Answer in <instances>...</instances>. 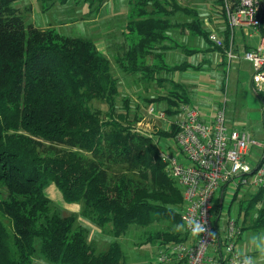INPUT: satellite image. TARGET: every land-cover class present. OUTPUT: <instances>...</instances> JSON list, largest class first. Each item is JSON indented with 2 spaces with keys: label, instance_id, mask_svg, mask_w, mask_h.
<instances>
[{
  "label": "trees",
  "instance_id": "16d2710c",
  "mask_svg": "<svg viewBox=\"0 0 264 264\" xmlns=\"http://www.w3.org/2000/svg\"><path fill=\"white\" fill-rule=\"evenodd\" d=\"M18 1L0 0V264H32L36 254L48 264H126L116 241L95 252L84 221L98 229L111 225L115 239L133 226L148 229V239L162 245L186 242L181 191L159 156L177 133L179 107L191 105L188 88L168 81L163 71H182L186 64L168 68L164 61L156 62V51L167 49L163 43L170 41L175 28L187 29L224 56L230 44L227 24L224 47L218 48L209 41L211 31L203 28L197 10L176 0H136L126 31L132 43L115 64L127 75L141 74L147 85L167 86L145 102L164 103L168 119H174L149 137L133 130L139 106L132 108L128 96L120 97L111 63L94 41L26 24L14 7ZM103 1L90 0L89 13ZM214 3L222 8V0ZM174 15L185 20L171 24ZM232 45L236 51L234 39ZM223 56L222 65L227 61ZM149 57L153 62L146 64ZM256 96L264 110V93ZM262 121L264 125V115ZM48 184L65 203L83 205L78 217L52 210L43 192ZM263 193L258 189L249 200ZM219 202L215 219L220 221ZM243 210L239 204L238 219L244 215L246 221ZM236 223L240 227L239 220ZM250 223V229L240 227L242 233L264 231V212Z\"/></svg>",
  "mask_w": 264,
  "mask_h": 264
},
{
  "label": "built area",
  "instance_id": "2783aa9c",
  "mask_svg": "<svg viewBox=\"0 0 264 264\" xmlns=\"http://www.w3.org/2000/svg\"><path fill=\"white\" fill-rule=\"evenodd\" d=\"M263 2L222 0L230 40L224 56L227 62L241 58L251 63L255 94L264 93ZM236 29L243 37H260L258 45L244 50L241 56L232 45ZM209 41L215 47H224L223 37L215 32L210 33ZM178 112L181 118L176 122L177 133L169 143L175 149L162 146L159 156L181 191L180 221L187 241L162 245L156 263L258 264L237 248L243 233L236 220L227 218L223 224L215 219V213L218 200L222 210L228 187L233 193L247 187L264 189V142L258 143L245 129L228 128L224 109L209 118H203L192 105H181ZM256 146L262 151L256 153L257 164H252L247 157Z\"/></svg>",
  "mask_w": 264,
  "mask_h": 264
},
{
  "label": "rangeland",
  "instance_id": "374dc122",
  "mask_svg": "<svg viewBox=\"0 0 264 264\" xmlns=\"http://www.w3.org/2000/svg\"><path fill=\"white\" fill-rule=\"evenodd\" d=\"M176 1L179 4L187 7L201 6L204 10L202 12L203 16L205 15V12L208 11L207 6L212 5L213 3V0ZM51 4L52 0H47L46 4H44L42 1L37 2V0H19L14 4V7H16L17 12L25 18L26 24H31L38 28L42 25H49L55 27L56 30L63 36L81 37L96 40L97 33L100 35L103 33L111 32L109 34L110 37H114L115 35L117 36L119 34L120 27L118 26L111 27V29L107 28L104 30L97 31L96 29L91 28L95 26L94 24H89L79 20L81 17L82 19H91V16H93L94 14L89 13L88 4L83 5L82 0L78 1L77 3H75V0H67L61 6L57 4L54 7H52ZM41 6L49 8L42 12ZM109 11L111 16L118 17L120 15L119 13L122 12V5H118L113 0L108 1V3L105 5V7H103L102 11L100 12V14H102L101 16H103V18L99 22L100 25H107V23L109 22V16L105 18V14L109 13ZM119 18L120 17H118V19ZM180 18V16H177L176 18L172 19V21ZM67 22L70 23L68 25H65L64 23ZM235 34V43L244 40L247 45L256 47L260 40V37L255 35L243 37L237 29L235 30ZM188 46L192 47L191 44H189ZM98 51L102 55L106 56L104 52H101L99 49ZM116 57L117 56L114 55L112 58L115 60ZM108 59L111 62L112 74L116 76L114 65L112 64L113 60H111L110 58ZM171 61L178 62V60ZM231 62L232 63H230L229 66L230 69L227 66L225 67L227 71L225 83H227L228 86L226 87L225 92L213 91L212 93L206 95V100L208 99L209 105H206V108L204 109H201L200 107H198V109L200 111H206L209 116L212 115V113L214 112L216 113L218 110L224 109L225 123L227 127L236 129H246L250 133H252L256 141L261 144L264 142V125L262 121L263 110L261 109L262 104L260 100L252 90V66L249 63H243L239 72H237L234 70V60H232ZM227 68L229 70H227ZM118 81H120L122 88L124 86V83L122 82L121 78L118 77ZM124 88L126 89V87ZM95 104L97 106L98 103L95 102ZM166 146H169L171 149H175V147L169 144L168 142L165 144L164 147ZM61 149H65V147H57V150ZM261 151L262 148L258 146L254 147L250 155L247 157V160H250L252 164H257L258 158L256 156V153H259ZM257 190L258 189L255 187L242 188L239 191V194L237 195L236 201L232 203L233 191L231 187H228L222 203V210L219 213L220 222L224 224L226 223L227 218H232L234 220H239L240 227L245 226L248 228V226L251 225L250 220L253 217L257 216L260 212H264V193L257 199H254V201L249 200L251 198L250 195L256 194ZM43 192L45 196L51 201L52 210L60 214L61 216L65 217L69 215H76L78 217V214L81 213L80 211L83 205L65 203L60 193L53 185H46L44 187ZM239 204L242 205V211H244L243 208L247 209L246 221H244V215L239 216L238 219ZM83 223L90 230V239H94L93 231L95 230L94 228L97 227L87 221H84ZM78 224H81L80 218L77 222V225ZM178 229L181 230L177 227L176 231H178ZM111 231V225H106L104 226V228L98 229L97 235H95V239L91 241L93 243V247L96 253L105 251L110 243L116 241L121 246L126 264H157L154 251L150 243L146 242V236L144 235V232L148 231V229L146 230L132 226L126 231L124 235H122L118 239H115L112 236ZM240 245L241 247L250 249L252 251L251 258L256 263L264 264V231L260 230L258 232H254L252 230H245L241 236ZM37 247L38 244H36V248ZM238 247L239 246H237V248ZM32 264L48 263L39 254H36L32 258Z\"/></svg>",
  "mask_w": 264,
  "mask_h": 264
},
{
  "label": "crops",
  "instance_id": "0c3cea01",
  "mask_svg": "<svg viewBox=\"0 0 264 264\" xmlns=\"http://www.w3.org/2000/svg\"><path fill=\"white\" fill-rule=\"evenodd\" d=\"M66 1L67 0H61V1L52 0L51 6L54 7L57 4L61 6ZM78 1L80 0H75V3H77ZM82 1H83V5H85L88 4L90 0H82ZM108 1L110 0H104L101 6L97 7L95 5L91 7V13H94L93 16H91V19H82L81 17L79 20L89 24H94L95 26L91 28H94L97 31L104 30L107 28L111 29V27H117V26L120 27V31L119 34L117 32L118 34L117 36L115 35L114 37H110L109 34L111 32L103 33L100 35L97 33L96 40L93 41L97 49H99L101 52H104L106 54L107 57L106 56L105 57L107 59L110 58L111 60H113L112 64L114 65L116 77L118 75V77L121 78L122 82L124 83V86L121 88L120 81H118V87L121 96H128L130 98L131 101L130 105L132 108H134L135 106H139L140 119L134 126L133 130L145 136H149V137L155 136L154 133L156 131L167 129L172 122L171 120H173L174 118L168 119L165 113L164 103L162 102L147 103L145 102V99L147 98L152 99L158 95H161L162 93L165 92L167 86L166 88H164V87H158L155 84L147 85L146 83H144L145 81L144 79H142L141 74L136 76L127 75L125 73H122L116 67L115 60L112 57L114 55L117 56L116 58L122 57L129 50V47L132 43L131 41L132 35L128 34L126 31L128 28L127 27L128 19L130 15H132V13L134 12V6H136L135 5L136 0H113L118 5H122V12L119 13L120 15L118 16L120 18L118 19L117 16H111L109 11V13L105 14V18L109 16L108 17L109 22L107 23V25H100L99 22L103 18L100 12L102 11L103 7H105V5L108 3ZM37 2H40V0H37ZM181 6L187 7L184 5ZM207 7H208V11L205 12V15L203 16L202 12L204 10L201 6L198 7L188 6V8L195 9L198 11L200 20L202 22V26L205 30L215 32L218 36L222 37L227 24L224 15L221 11L222 8L218 7L214 3V0L212 5H208ZM146 9L147 11H150L149 7H146ZM41 10H42V6H41ZM177 16L180 15H174L171 17V22H170L171 24L181 23L183 20H185L184 18L181 17L180 19H176L172 21V19L176 18ZM69 23L70 22L64 24L68 25ZM48 27L54 28L56 30L55 27L49 25H42L39 28L46 29ZM171 34L169 39L170 41L167 40L166 42L163 43V45H165L167 49H164L162 51L159 50L156 51V54L159 55V58L156 59V62H160V64H162V62L164 61L168 65L167 66L168 68L169 67L172 68L173 65L178 66V65L186 64L185 69L182 71H175L173 73L170 72L169 74L163 71L164 72L163 75L167 76L168 81L170 79L173 80L174 82L185 85L188 88L191 97L190 104L197 109V111L201 116H204L203 118H209L213 116L215 112L209 116L208 113H206V111L205 112L203 110L200 111L198 107L204 109L206 108L205 107L206 105H209L208 99L206 100V95L212 93L213 91L225 92L226 87H228L227 83H225V78L227 74L225 67L227 66L229 68L230 63L232 62L226 61V63L222 65L221 63L224 62L222 60L223 54L219 50L214 49L209 43H207L201 37L192 35L187 29L183 30V29L173 28ZM235 38H236V34L234 35V45H235L236 53L239 56L242 55L244 50L255 48L247 45L244 42V40L235 43ZM189 44H191L192 47L188 46ZM151 60H152L151 57L147 58L146 64L152 63L153 60L152 61ZM171 60H178V62L177 61L172 62ZM233 63L235 66L234 70L239 72L242 64L249 62L242 60L241 58H236ZM249 64L251 65V63ZM228 68L227 70L230 69ZM252 74H253V68H252ZM124 87H126V89ZM261 109L263 110L262 106ZM158 115H162V117H158ZM263 115H264V110H263ZM176 118L177 120H175L174 123L180 120L181 116L178 114ZM94 229L95 230L93 231L94 232L93 238L95 239V235H97L98 228H94ZM154 231L155 230H153V232ZM150 234H151L150 231L144 232V235L146 236V242L150 243L154 251V255L156 256L159 248L162 246V243H160L159 241H155L154 239H148ZM94 239H92V241ZM240 239L241 237L237 240V246L240 247V248L238 247L239 250L251 257L252 251L250 249L241 247Z\"/></svg>",
  "mask_w": 264,
  "mask_h": 264
}]
</instances>
